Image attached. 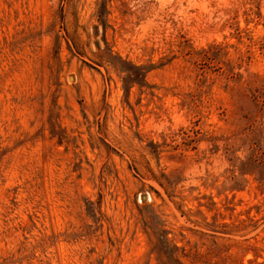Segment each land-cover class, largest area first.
<instances>
[{
    "label": "rangeland",
    "instance_id": "obj_1",
    "mask_svg": "<svg viewBox=\"0 0 264 264\" xmlns=\"http://www.w3.org/2000/svg\"><path fill=\"white\" fill-rule=\"evenodd\" d=\"M0 264H264V0H0Z\"/></svg>",
    "mask_w": 264,
    "mask_h": 264
}]
</instances>
